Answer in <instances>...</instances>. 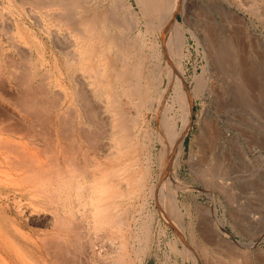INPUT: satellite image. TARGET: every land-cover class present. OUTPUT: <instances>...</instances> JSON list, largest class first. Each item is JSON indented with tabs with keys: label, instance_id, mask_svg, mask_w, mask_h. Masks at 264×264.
Masks as SVG:
<instances>
[{
	"label": "bare ground",
	"instance_id": "1",
	"mask_svg": "<svg viewBox=\"0 0 264 264\" xmlns=\"http://www.w3.org/2000/svg\"><path fill=\"white\" fill-rule=\"evenodd\" d=\"M134 2H3L0 264H149L165 246L174 264H259L218 203L246 177L226 115L264 106L263 39L232 3L190 19L197 0Z\"/></svg>",
	"mask_w": 264,
	"mask_h": 264
},
{
	"label": "rangeland",
	"instance_id": "2",
	"mask_svg": "<svg viewBox=\"0 0 264 264\" xmlns=\"http://www.w3.org/2000/svg\"><path fill=\"white\" fill-rule=\"evenodd\" d=\"M5 1L6 0H0V9L5 8L4 6H2L4 4L3 2ZM133 2L135 4V7L137 6L136 9L139 10V6L136 0H133ZM197 2L198 3L196 6L198 7L196 9V14L191 13V12L188 13V11H186V16L190 14L189 15L190 19H193L194 17L197 19L199 15H201V17L202 15L204 16V14L207 13V10L209 11V9L213 10V8L214 9L217 8V10H214V12L218 11L220 9L218 8L220 5L228 6L231 3L233 7L245 13L246 17L248 18L249 27L251 28L252 32H256L254 36L258 35L260 38L263 39L262 45L257 41H253L254 52L256 51L255 52L256 54H254L255 56L253 57V59L255 61L258 60L256 61L258 64V71H259L258 73L261 79L263 78L262 80L264 81V16H260L261 13L264 14V9H262V7L253 6L255 9L257 10L261 9L262 11L261 12L260 10H258L257 12V10L255 11L253 7L251 9L242 8V7H239L234 2V0H200V1L197 0ZM197 11H198V14H197ZM176 12L179 15V17L182 18L181 14L177 10ZM216 14L220 15L219 12H217ZM253 40H256L255 37ZM191 47L193 49L194 54L192 56L191 61L188 62V65L190 66V72H193L194 62L198 58V54L194 47L193 40L191 43ZM200 62H202L201 58H200ZM240 101L241 100L239 98H235L232 104L234 108L231 106L232 107L231 111H229L228 115H226V117L230 116V113L234 115V117L232 115L231 116L235 118V121H234L235 125L232 124L233 126H231L230 132L234 133V132L240 131L239 132L240 137L238 138V142L236 141L235 144L230 147L229 153H226L225 155L227 154L229 155L230 157L228 159L229 163L232 162V159L234 163V164L228 163L226 165H228V167H230L232 171L234 172L236 171L235 173L244 171V173H246V177L240 181H236L235 185H233L232 194H231L232 199L229 201L232 203L231 205H229V207L227 206L228 205L227 201H219L218 203L219 219H222L220 221H222L226 229L229 230L228 236L233 240L230 246L231 250L239 253L238 251H243L241 248H245L246 251L255 252L257 253L258 258L260 259L259 264H264V106L262 104V106L260 107V110L257 111L256 112L257 114H256L253 111V109H250V108H249L250 110L245 109V107L242 105V101L241 102ZM200 109H201V104L198 101L196 102V105H195V112L197 111L199 113ZM233 111H235L234 112L235 114H233ZM197 117L198 115H196V118ZM242 119L243 121L245 120L246 122L248 120V122L246 123L244 121V123H242L243 122ZM239 121L241 122V126H239L240 124L238 123ZM196 125H197V122L195 121L194 130L192 128V131L190 133L191 136H189L188 139L186 140L187 146L190 144V140L192 136L194 135V131L197 130ZM243 125H245L246 127ZM241 143L243 145H241ZM187 154L188 152L185 151V155ZM184 162L188 165V160L186 156L184 157ZM203 198L204 200L208 198L206 193L203 194ZM233 203H235V206ZM224 207L227 209H225ZM235 208H237L238 210ZM204 219L206 220V223L209 225V222H210L208 221L209 217L206 216L204 217ZM166 247L167 246L164 247V251H162L160 259L153 256L150 259L149 264H161V262L164 261L165 259L164 258L165 255L168 253H169L168 259L170 260L169 264H174V261H173L174 254H171L170 251L168 250L169 247L167 248ZM164 253L166 254L163 255ZM240 253L241 254L245 253V251L240 252Z\"/></svg>",
	"mask_w": 264,
	"mask_h": 264
}]
</instances>
